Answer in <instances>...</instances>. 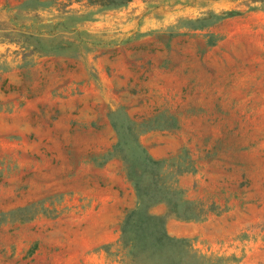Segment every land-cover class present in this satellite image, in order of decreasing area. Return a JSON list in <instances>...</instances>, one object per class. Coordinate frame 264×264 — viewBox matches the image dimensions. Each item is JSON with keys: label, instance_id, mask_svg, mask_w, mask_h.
<instances>
[{"label": "rangeland", "instance_id": "1", "mask_svg": "<svg viewBox=\"0 0 264 264\" xmlns=\"http://www.w3.org/2000/svg\"><path fill=\"white\" fill-rule=\"evenodd\" d=\"M133 209L264 264V0H0V264H128Z\"/></svg>", "mask_w": 264, "mask_h": 264}, {"label": "trees", "instance_id": "2", "mask_svg": "<svg viewBox=\"0 0 264 264\" xmlns=\"http://www.w3.org/2000/svg\"><path fill=\"white\" fill-rule=\"evenodd\" d=\"M139 160L142 172L130 171L136 192L146 194L153 203L168 200L175 208L176 201L172 196L176 191L177 177L183 172L164 181L158 167L163 160L146 153H142ZM164 221V217L143 209L126 213L121 222L119 241L126 250L128 264H225L222 257L200 254L186 238L168 235Z\"/></svg>", "mask_w": 264, "mask_h": 264}]
</instances>
